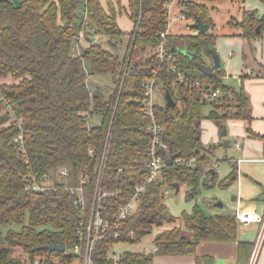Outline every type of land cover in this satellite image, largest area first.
Segmentation results:
<instances>
[{
  "label": "trees",
  "instance_id": "obj_1",
  "mask_svg": "<svg viewBox=\"0 0 264 264\" xmlns=\"http://www.w3.org/2000/svg\"><path fill=\"white\" fill-rule=\"evenodd\" d=\"M166 1L0 0V264H31L35 258L50 260L53 256L59 264L70 263L72 254L50 252L41 246L64 241L69 249L76 242L78 212L66 186L78 184L81 173L87 177V201H91L98 177L101 187L117 189L114 197L103 201L107 210L115 211L130 198L134 183L143 181L148 170L143 151L150 140L151 120L142 106L141 83L152 76L164 95L169 90L176 103L154 105L167 143L166 164L159 178L139 193L134 210L125 218L123 230L133 231V238L127 241H137L154 226L175 223L179 218L170 212L162 194L171 182L187 186V200L195 199L203 187L216 184V173L209 172L210 147L202 143L198 129L202 108L210 104L206 117L222 128L226 119L251 118L248 97L242 85L233 87L224 80V67L211 74L197 67V61H211L209 47L218 35L200 32L192 24L193 32H169L166 45L196 53L190 58L180 52L177 63L189 80L199 78L201 86L191 85L188 79L179 81L166 64L157 70L159 60L154 54L147 56L146 51L160 41L165 29ZM206 1L216 0H184V10L194 19L198 16L212 24ZM123 12L132 21L128 31L119 25L118 15ZM235 23L241 35L256 37L262 33L264 15L243 11ZM124 33L128 39L123 55H119L109 45L116 47L111 37ZM79 34L87 42L85 46L77 38ZM101 35L110 38L108 46L100 41ZM86 62L92 71L112 74L109 96L88 87ZM215 89L219 90L215 100L206 97L205 93ZM221 106L225 107L222 112L218 110ZM93 112L101 114L95 126L88 124ZM20 129L23 149L14 139ZM191 156H196L193 165L174 161ZM58 167H65L68 175L55 189L30 187L33 176L40 180L45 172ZM219 184L227 186L228 181ZM180 219L193 229V236L182 235L179 226L162 229L154 237L158 245L155 253L195 254L202 239L224 240L235 235L233 217L207 216L197 203L192 211H182ZM107 241L110 239L97 242L95 258L99 262L106 260ZM251 248L248 241L238 242L237 264H247ZM153 260L152 251H124L120 256V264H153ZM195 264L215 263L212 255L197 254Z\"/></svg>",
  "mask_w": 264,
  "mask_h": 264
},
{
  "label": "crops",
  "instance_id": "obj_2",
  "mask_svg": "<svg viewBox=\"0 0 264 264\" xmlns=\"http://www.w3.org/2000/svg\"><path fill=\"white\" fill-rule=\"evenodd\" d=\"M100 1L106 3V0ZM240 4L241 12L237 18L241 19L244 7L254 10L257 17H260L259 14L264 15V2L260 0H242ZM231 28L217 36L214 47L224 62V80L233 87L242 85L248 97L251 118L226 119V134L222 135L223 127L208 117H202L199 132L202 143L210 147V166L216 170L215 193L223 199L215 202L219 208L212 211L210 216L233 217L236 223L235 235L224 240L202 239L197 243L195 254L159 253L154 256L153 264H195L197 254L212 255L215 264H237L238 242L248 241L253 245L257 236L259 225L256 222L240 224L234 212L238 205L256 212L264 209V162L254 160L264 155V27L261 35L249 38L241 35L239 28ZM221 42L228 48L235 47L236 53L231 49L222 55L219 51ZM80 43L85 46L87 42L81 39ZM247 68L251 69L250 73H247ZM226 139H229L227 146L224 145ZM235 143H239V147ZM219 149L223 158L227 159L225 162H220L214 154ZM226 180L227 186L219 184ZM171 187L175 190L173 186H167L168 193ZM186 189L184 184L179 183L175 193L185 194ZM256 264H264V241Z\"/></svg>",
  "mask_w": 264,
  "mask_h": 264
},
{
  "label": "built area",
  "instance_id": "obj_3",
  "mask_svg": "<svg viewBox=\"0 0 264 264\" xmlns=\"http://www.w3.org/2000/svg\"><path fill=\"white\" fill-rule=\"evenodd\" d=\"M184 0H167L164 4L167 19L165 29L160 32V41L151 46L150 49L155 54L156 59L159 60L157 70L163 64H166L170 70L175 72L177 79L184 82L188 79L187 74L178 65L179 50H172L167 48L166 36L171 32V24L174 19H190L194 22V18L187 14L184 10ZM86 17V11H85ZM77 38L81 39V34L77 35ZM156 70V71H157ZM251 69L247 68V73H250ZM191 85L200 87L201 81L199 78H190L187 80ZM142 87H144V97L141 99L142 106L145 114L150 117V140L148 146L143 151L146 156L145 165L147 166V173L145 178L141 182L134 183L133 192L128 200L120 204L115 211L106 209L103 201L114 197L117 194V189L103 188L99 185V177L96 182V186L92 192L91 201L86 199L85 184L87 177L85 173H81L79 183L76 185L66 186V188L73 194V203L78 212V225L76 228L77 240L70 247L73 257L79 259L78 264H120V256L122 253L118 252L117 243L123 241L121 238L125 236L124 241L133 238V231L123 230V224L125 218L134 210L138 195L145 188L147 183L155 181L160 176L161 169L166 164V160L163 157L164 153L160 152V149L166 148L167 143L162 138L163 125L156 120L154 105L155 101L153 95L155 92L162 91L161 85L157 82L156 77L152 76L142 81ZM219 93L218 89L212 90L210 93H205L209 99H215ZM21 127V125L19 124ZM20 129L18 134L14 137L18 142L19 147L23 149V136ZM239 147V143H235ZM90 156L93 155V148L88 149ZM241 160V159H239ZM254 160L263 161L262 157L254 158ZM174 161L185 162L189 165H193L196 162V156L191 157H177ZM100 170L98 175L100 174ZM68 175V171L65 167H58L56 169H50L45 172L40 180L35 179L33 176L30 187L34 190H47L55 189L56 183L65 180ZM171 186V185H168ZM169 189L164 187L162 194L167 195ZM234 217L242 225H248L256 222L259 225L257 236L253 242L251 252L247 261V264H256L258 253L261 244L264 241V209L262 212H256L254 210L242 208L239 205L236 207ZM110 239L107 241L106 247V260L99 262L95 258L97 251V242L99 240ZM152 252L158 251V245L154 244ZM56 259L55 256L50 260L46 258H35L31 264H50ZM24 264H27L24 262ZM29 264V263H28ZM69 264H72V260Z\"/></svg>",
  "mask_w": 264,
  "mask_h": 264
},
{
  "label": "rangeland",
  "instance_id": "obj_4",
  "mask_svg": "<svg viewBox=\"0 0 264 264\" xmlns=\"http://www.w3.org/2000/svg\"><path fill=\"white\" fill-rule=\"evenodd\" d=\"M14 2H17L18 0H13ZM209 6V12L212 20V24H209V31L213 32L217 35H219L222 32H227L231 27L239 28L237 24L235 23V19L237 18L241 12V0H216V1H206ZM264 2V1H262ZM244 7V6H242ZM250 10L246 7L243 8V11ZM258 11V10H257ZM263 14H259L261 16ZM242 17V15L240 16ZM235 18V19H234ZM118 21L120 27L124 31H128L132 27V21L129 16H127L126 13H122L121 15H118ZM227 21H230L229 25ZM192 20L190 19H174L171 24V32L172 33H186V32H193V29L190 27L192 24ZM231 26V27H230ZM100 41L103 45L108 46L107 41L110 39L104 35L98 36ZM97 37V39H98ZM98 39V40H99ZM128 39L127 34H121L117 37H111V40H115L117 42V46H111L109 45V48L111 47V50L118 53L119 55H123L125 44ZM83 45V44H82ZM234 50L236 53L235 47H226L224 42H221L219 45V51L222 55H224L228 50ZM154 54L151 49L146 51V55ZM204 57L206 54H202ZM145 56V53L143 54V58ZM155 57V54H154ZM156 58V57H155ZM206 61H209V59H205ZM86 69L88 71V78L87 83L88 87L91 90L98 89L103 92V94L107 97L112 91L114 82L112 78V74L110 72H103V71H92L90 68V65L88 62L85 63ZM239 86V85H238ZM237 86V87H238ZM154 101L156 103H164L165 102V95L163 91L155 92L153 95ZM215 100V99H213ZM211 108L210 104H205L202 108V114L203 117H206L209 110ZM224 106H221L218 110L222 112L224 109ZM3 111V110H2ZM211 119V118H210ZM101 121V114L99 112H93L88 117V124L91 126L98 125ZM213 121V119H212ZM200 125V122H199ZM198 125V129H199ZM218 146V145H217ZM219 147V146H218ZM230 152H232L230 150ZM215 156L219 158L220 162H225L227 159L223 158L222 152L216 150L214 152ZM230 156V154H227ZM185 187H187L184 184ZM216 185H213L211 187H203L199 193V195L194 199H186L185 194L182 192L175 193V190L171 187L170 193L165 196V203L170 210V212L179 217L175 223H167L162 226H154L151 230V232L146 233L140 237L137 241H120L117 243V249L119 253H122L124 251H142V252H151L154 246V237L157 232L161 231L162 229L169 228L171 226H179L180 227V233L185 236H193L194 231L191 228H188L185 226L181 219L180 214L182 211L190 212L192 211V208L195 203L199 206V208L207 215L210 216V213L214 210H217L219 208V205H216V201H223V199L220 197L218 193H215ZM16 253L20 255L21 257H24V253L20 248H16ZM66 254H72L70 248L65 249ZM159 253H154V256L156 257ZM56 259L53 263L50 264H59V259L57 256H55ZM45 258V257H42ZM156 262V260H155ZM79 259L77 257H73L72 264H78Z\"/></svg>",
  "mask_w": 264,
  "mask_h": 264
},
{
  "label": "water",
  "instance_id": "obj_5",
  "mask_svg": "<svg viewBox=\"0 0 264 264\" xmlns=\"http://www.w3.org/2000/svg\"><path fill=\"white\" fill-rule=\"evenodd\" d=\"M192 25L194 28H196L198 31L200 32H205L209 29V23L207 22H203L202 19L198 16L195 17L194 22H192ZM258 31V28H257ZM210 53H211V62H201V61H197L196 65L197 67L205 74H211L213 72L214 69H218L224 66V62L221 60L219 53L217 52V50L215 49V47L213 45H211L209 47ZM179 52L183 53L184 55L190 57V58H194L196 56V53L194 51H189L186 48H181L179 50ZM165 102L168 106H173L175 105V100L173 99L172 95L170 94L169 90L166 89L165 91ZM221 134L225 135L226 134V127L223 125V128L221 130ZM224 145H229V139H226L224 142ZM161 153H164L165 150L164 149H160ZM215 168L214 167H210L209 168V172L211 173V175H214L215 173ZM171 186H173L175 188V191H178L179 188V182L177 181H173L171 182ZM219 204L221 202H218ZM204 227V226H203ZM41 248L46 249L48 251H54V250H59V251H64L65 250V243L64 241H59L56 243H50V244H45L43 246H41Z\"/></svg>",
  "mask_w": 264,
  "mask_h": 264
},
{
  "label": "flooded vegetation",
  "instance_id": "obj_6",
  "mask_svg": "<svg viewBox=\"0 0 264 264\" xmlns=\"http://www.w3.org/2000/svg\"><path fill=\"white\" fill-rule=\"evenodd\" d=\"M210 62H211V61H210ZM210 62H209V63H210Z\"/></svg>",
  "mask_w": 264,
  "mask_h": 264
}]
</instances>
